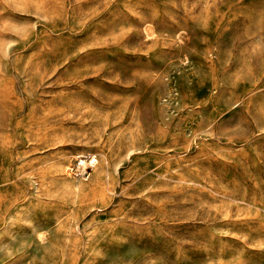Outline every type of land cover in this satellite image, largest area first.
Here are the masks:
<instances>
[{
  "label": "rangeland",
  "instance_id": "obj_1",
  "mask_svg": "<svg viewBox=\"0 0 264 264\" xmlns=\"http://www.w3.org/2000/svg\"><path fill=\"white\" fill-rule=\"evenodd\" d=\"M0 264H264V0H0Z\"/></svg>",
  "mask_w": 264,
  "mask_h": 264
}]
</instances>
